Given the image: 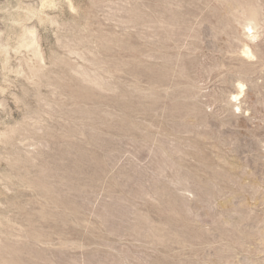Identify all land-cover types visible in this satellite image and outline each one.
Masks as SVG:
<instances>
[{
  "label": "rangeland",
  "instance_id": "obj_1",
  "mask_svg": "<svg viewBox=\"0 0 264 264\" xmlns=\"http://www.w3.org/2000/svg\"><path fill=\"white\" fill-rule=\"evenodd\" d=\"M0 264H264V0H0Z\"/></svg>",
  "mask_w": 264,
  "mask_h": 264
},
{
  "label": "bare ground",
  "instance_id": "obj_2",
  "mask_svg": "<svg viewBox=\"0 0 264 264\" xmlns=\"http://www.w3.org/2000/svg\"><path fill=\"white\" fill-rule=\"evenodd\" d=\"M252 29V27H250V30ZM24 40H23V44L22 45H20L21 47L23 46V45H25V44H28V43H30L31 44V41H32V36H31V34H30V32L29 33H27V34H25V36H24V38H23ZM21 44V43H20ZM29 45V44H28ZM27 46V45H26ZM245 50V49H244ZM243 50V51H244ZM247 54H248V52H246ZM239 88H240V91H242V87H243V84H241V83H239ZM243 92V91H242ZM235 96L234 97H236V94H234ZM238 96V95H237ZM261 233H263V232H261Z\"/></svg>",
  "mask_w": 264,
  "mask_h": 264
}]
</instances>
